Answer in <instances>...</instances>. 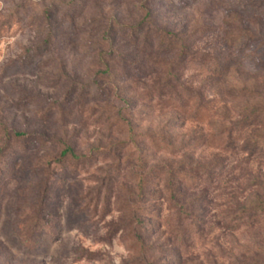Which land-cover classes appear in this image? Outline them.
Masks as SVG:
<instances>
[{
    "label": "rangeland",
    "instance_id": "rangeland-1",
    "mask_svg": "<svg viewBox=\"0 0 264 264\" xmlns=\"http://www.w3.org/2000/svg\"><path fill=\"white\" fill-rule=\"evenodd\" d=\"M261 146L264 0H0V264H264Z\"/></svg>",
    "mask_w": 264,
    "mask_h": 264
},
{
    "label": "trees",
    "instance_id": "trees-1",
    "mask_svg": "<svg viewBox=\"0 0 264 264\" xmlns=\"http://www.w3.org/2000/svg\"><path fill=\"white\" fill-rule=\"evenodd\" d=\"M6 140L8 143H10L13 139L15 141H26L28 139H30L29 135L25 134V133H19V132H15V131H6ZM259 148V143L257 142L256 144ZM10 149V147H6V150ZM260 152H263L264 153V147L261 146L260 147ZM70 158V159H73L74 161H79L81 159V157L77 156L71 149L67 148L65 151L62 152L61 154V159L63 158ZM262 210H264V203L262 202H256L255 204H252L248 207H245L243 208L240 212H239V216H243L245 213H251V212H255V213H258V212H261Z\"/></svg>",
    "mask_w": 264,
    "mask_h": 264
}]
</instances>
